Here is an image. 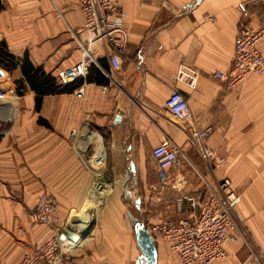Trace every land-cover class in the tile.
<instances>
[{
    "label": "crops",
    "instance_id": "crops-1",
    "mask_svg": "<svg viewBox=\"0 0 264 264\" xmlns=\"http://www.w3.org/2000/svg\"><path fill=\"white\" fill-rule=\"evenodd\" d=\"M240 1L117 0L125 12L127 44L110 80L104 74L110 47L100 40L88 44L75 0H0V45L19 62L26 57L59 83L57 74L82 60L83 47L96 59L84 78L68 82L75 85L71 91L43 95L30 89L19 64L0 65L8 73L0 86L17 94L14 101L0 99V264L17 263L56 235L32 212L41 192L56 200L68 264H137L141 251L124 197L134 195L138 182L128 185L126 179L133 175L145 194L154 193L151 185L158 181L156 174L150 181V151L169 138L183 154L163 190L157 221L175 214L176 197L202 187L198 171L210 178L189 143L192 126L212 129L207 144L225 157L215 179L229 178L240 194L236 210L249 244L264 251V75L252 73L231 90L214 76L230 68ZM250 11L252 24L263 25L264 0ZM206 14L214 22L203 20ZM258 49L264 57V40ZM180 63L196 70L195 88L175 81ZM172 88L184 95L192 120L178 122L166 108ZM96 180L110 183L107 195L90 191ZM85 212L87 230L78 234ZM156 248V264H182L166 244L156 242ZM226 249L228 257L215 264H248L243 240H228Z\"/></svg>",
    "mask_w": 264,
    "mask_h": 264
},
{
    "label": "built area",
    "instance_id": "built-area-1",
    "mask_svg": "<svg viewBox=\"0 0 264 264\" xmlns=\"http://www.w3.org/2000/svg\"><path fill=\"white\" fill-rule=\"evenodd\" d=\"M256 1L243 0L237 3L238 22L231 65L227 72L214 73L230 90L238 87L252 73L264 75V57L258 49V44L264 40V24L255 27L251 22L250 6ZM75 2L83 16L82 28L90 34L88 44L100 40L107 42L110 47V67L104 74L111 80L120 67V54L127 44V29L123 23L125 12L119 8L117 0ZM203 20L214 22L215 18L206 14ZM88 50V46L83 47L82 60L57 74L60 83L66 84L86 76L91 63L96 64V59L90 56ZM7 77V71L0 68V82ZM197 79L198 74L192 66L178 64L175 74L177 83L193 89ZM83 92V86L75 91L78 97ZM16 98L13 88L0 86V99L14 101ZM165 106L178 122L192 120L190 107L178 88L171 89ZM211 133L209 127L200 129L192 126L188 134L189 143L198 152L211 180L198 171L202 187L197 192H181L175 199V214L167 215L155 223L151 228L155 238L151 236L154 242L166 244L182 264H215V261L228 257L226 242L237 239L243 240L248 246V264H264V251L255 250L249 244L242 220L237 214L240 194L231 188L229 178L215 179V169L225 163V157L207 144ZM150 152L155 161L156 187L163 191L170 184L171 171L183 152L169 138H164ZM110 190V183L104 180L93 181L90 185V191L100 197L107 195ZM32 212L38 222L52 226L56 235L24 253L15 264H68V258L61 252L59 232L62 220L54 196L46 192L38 193Z\"/></svg>",
    "mask_w": 264,
    "mask_h": 264
},
{
    "label": "trees",
    "instance_id": "trees-1",
    "mask_svg": "<svg viewBox=\"0 0 264 264\" xmlns=\"http://www.w3.org/2000/svg\"><path fill=\"white\" fill-rule=\"evenodd\" d=\"M20 65L24 80L27 81L30 89L34 90L37 94H54L71 91L74 84L71 83H57L55 78L48 73H45L41 67L33 66L29 60L24 57L20 62L13 54L8 52L4 44L0 45V65L8 69H12Z\"/></svg>",
    "mask_w": 264,
    "mask_h": 264
},
{
    "label": "rangeland",
    "instance_id": "rangeland-1",
    "mask_svg": "<svg viewBox=\"0 0 264 264\" xmlns=\"http://www.w3.org/2000/svg\"><path fill=\"white\" fill-rule=\"evenodd\" d=\"M149 172H150V181H155V179H156L155 173H153L152 169H149ZM208 179H210V178H208ZM126 181L129 183L128 185H134V186L137 185L136 183L138 182V190L135 191L134 195L133 196H131V195L127 196L126 195L127 197H124L125 199L130 201V204H129L130 214L132 216L138 218V220L140 222L145 223L146 227L151 232L152 236L155 238V235L151 231V228L155 223L158 222L157 221V215L159 213H161L160 210H161L163 203H164V202H162L163 199H166V198H164L163 191H160L159 189H157L156 182H155L153 185H151V189L154 193L145 194V191H143V189L141 187L142 186L141 183H140V185H141L140 186L139 181L133 175L129 176L128 179H126ZM212 181H214V179ZM176 196L177 195H175V194L172 195L173 198H175ZM157 198L161 199V201L156 200ZM142 209H143V211H142ZM150 220H152L154 222L156 221V222L153 224H150L149 223V222H151ZM155 244H156V241H155ZM248 252H249V249H248Z\"/></svg>",
    "mask_w": 264,
    "mask_h": 264
},
{
    "label": "water",
    "instance_id": "water-1",
    "mask_svg": "<svg viewBox=\"0 0 264 264\" xmlns=\"http://www.w3.org/2000/svg\"><path fill=\"white\" fill-rule=\"evenodd\" d=\"M118 120L119 117L116 116V123L118 122ZM130 170L134 171L133 164L131 165ZM89 218L90 216L88 212L83 213L79 218V222L81 224L77 228L78 234H83L87 230V223L89 222ZM128 218L130 220V223L134 227L136 243L141 251V256L137 264H156L157 248L150 231L143 222H140L138 218L132 216L130 213H128ZM68 236L72 239L75 238V235H73L72 233L68 234Z\"/></svg>",
    "mask_w": 264,
    "mask_h": 264
}]
</instances>
